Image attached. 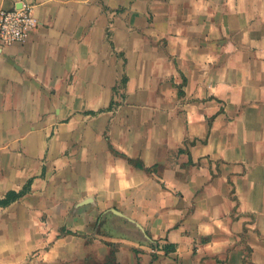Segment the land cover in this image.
<instances>
[{"label": "crops", "instance_id": "1", "mask_svg": "<svg viewBox=\"0 0 264 264\" xmlns=\"http://www.w3.org/2000/svg\"><path fill=\"white\" fill-rule=\"evenodd\" d=\"M22 2L37 24L0 46V264H264V0L0 8ZM47 225L76 257L60 235L25 260Z\"/></svg>", "mask_w": 264, "mask_h": 264}, {"label": "rangeland", "instance_id": "2", "mask_svg": "<svg viewBox=\"0 0 264 264\" xmlns=\"http://www.w3.org/2000/svg\"><path fill=\"white\" fill-rule=\"evenodd\" d=\"M125 81L124 82L120 81L119 86H124L125 85ZM114 104H116V103H114ZM189 210H193V207L190 206ZM42 219L44 220V216L42 217ZM47 230H48L47 233L46 232L44 233L46 238L43 239V242L41 244L35 243V242L31 244V247L28 250L27 256L25 257V260L27 262L38 261V259L40 258L39 257L40 256V252H42L44 249H49L51 246H53L60 235L63 236V238H65L63 243L60 244V245L67 244V242L69 240H73L75 242L74 244L76 246V249H75L73 254H74L75 257L77 256L76 252L78 251V244L76 242L77 239L75 238V236L77 237L78 234L76 233L75 230H72L71 228H67L65 225L59 227L57 229L58 231H55V229H52V227H49V226L47 227ZM32 240H34V239H32ZM199 240H200V242H203V244H206V242L211 243V241H212L211 240V236L207 237V236H202V235L199 237ZM155 241H156V245H154L152 243H149L151 246H153L152 249H155L156 246H158V248H160V244L164 242V241L158 242L157 240H155ZM231 246L232 245L228 246V248H227L228 251L230 250ZM83 249L85 250V247ZM112 249L114 250L115 247H112ZM251 253H252V248L249 247V246H246V249H244V253H243L245 258L242 259V260L245 261L247 259V257L250 256ZM108 255H110V254H108ZM124 256L126 257V260H127V256L126 255H124ZM166 256L171 257L170 255H166ZM75 257H73L72 254H69V256H63L61 258V261L63 263L74 262V261H76ZM109 257L108 258H102L103 259L102 260L100 258H97L96 255L88 254V256H85L86 264H115V262H114L115 259L114 260H113V258L109 259ZM114 258H115V256H114ZM225 260H226L225 258H219L218 256H215L214 254L213 255L206 254L205 256L202 257V260H200V261H201L202 264H225V262H226Z\"/></svg>", "mask_w": 264, "mask_h": 264}, {"label": "built area", "instance_id": "3", "mask_svg": "<svg viewBox=\"0 0 264 264\" xmlns=\"http://www.w3.org/2000/svg\"><path fill=\"white\" fill-rule=\"evenodd\" d=\"M36 24L37 19L30 3L22 2L19 7L0 8V46L24 40Z\"/></svg>", "mask_w": 264, "mask_h": 264}, {"label": "trees", "instance_id": "4", "mask_svg": "<svg viewBox=\"0 0 264 264\" xmlns=\"http://www.w3.org/2000/svg\"><path fill=\"white\" fill-rule=\"evenodd\" d=\"M125 79H126V77L123 76V77H122V81L124 82ZM128 160H129V161H132L133 159L128 158ZM135 163H136V165H138V166H142V163H141L140 161H138V160H136ZM24 191H25V189H22V191H18V192L10 191V192L8 193V196L6 197V199H4L3 202H8L9 200H12V199L16 198L19 194H21V193L24 192ZM160 249H163L165 253H168V252H170V251H174V249H175V245H174L173 242H163V243L160 244ZM135 251H136V253L139 252V250H137V249H136ZM137 259H138V257H137ZM138 264H141V263L139 262V259H138Z\"/></svg>", "mask_w": 264, "mask_h": 264}, {"label": "water", "instance_id": "5", "mask_svg": "<svg viewBox=\"0 0 264 264\" xmlns=\"http://www.w3.org/2000/svg\"><path fill=\"white\" fill-rule=\"evenodd\" d=\"M143 240L156 245V241L148 237L146 234H143Z\"/></svg>", "mask_w": 264, "mask_h": 264}]
</instances>
